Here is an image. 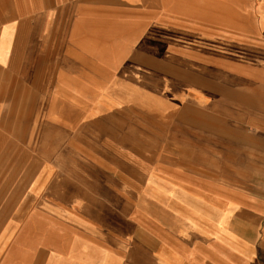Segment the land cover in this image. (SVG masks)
<instances>
[{"label": "crops", "instance_id": "crops-1", "mask_svg": "<svg viewBox=\"0 0 264 264\" xmlns=\"http://www.w3.org/2000/svg\"><path fill=\"white\" fill-rule=\"evenodd\" d=\"M0 73V264H264V0H0Z\"/></svg>", "mask_w": 264, "mask_h": 264}, {"label": "rangeland", "instance_id": "rangeland-1", "mask_svg": "<svg viewBox=\"0 0 264 264\" xmlns=\"http://www.w3.org/2000/svg\"><path fill=\"white\" fill-rule=\"evenodd\" d=\"M20 72V69H14L13 74L11 72L15 83L23 79ZM0 79H5L1 73ZM9 80L11 81L10 77ZM14 91L11 97L9 94L8 100L4 97L0 100V207L5 203L7 172H22L28 162L36 156L35 150L27 148V142L31 140L33 132L27 131L30 128L27 126L30 116H27L23 94L20 90L17 92V87ZM259 120H264V117ZM258 124L260 123H255L256 126ZM254 135L262 136L257 132H254ZM247 168L251 169L249 171L254 175V180L245 183L253 190L255 197H264V165L254 164Z\"/></svg>", "mask_w": 264, "mask_h": 264}]
</instances>
